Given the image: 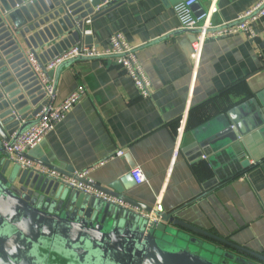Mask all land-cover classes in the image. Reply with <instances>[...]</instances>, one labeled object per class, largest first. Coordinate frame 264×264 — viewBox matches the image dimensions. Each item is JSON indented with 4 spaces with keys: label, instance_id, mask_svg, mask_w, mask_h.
<instances>
[{
    "label": "crops",
    "instance_id": "crops-1",
    "mask_svg": "<svg viewBox=\"0 0 264 264\" xmlns=\"http://www.w3.org/2000/svg\"><path fill=\"white\" fill-rule=\"evenodd\" d=\"M258 1L199 0L193 13L206 14L203 24L218 28ZM175 5L135 0L86 21L88 44L101 51L113 33L124 34L151 81V95L141 98L111 58L65 67L54 106L79 87L86 94L33 158L74 176L87 172L85 179L102 187L140 168L146 182L127 196L153 215L178 211L181 220L262 253L264 18L254 39L207 36L196 62L179 33Z\"/></svg>",
    "mask_w": 264,
    "mask_h": 264
},
{
    "label": "water",
    "instance_id": "water-1",
    "mask_svg": "<svg viewBox=\"0 0 264 264\" xmlns=\"http://www.w3.org/2000/svg\"><path fill=\"white\" fill-rule=\"evenodd\" d=\"M106 1L0 0V264H264V252L189 224L178 211L153 217L151 208L127 196L135 186L131 174L107 187L78 178L118 198L125 208L67 189L7 159L3 143L16 141L54 103L29 67L25 49L47 63L75 46H90L86 20L135 0H110L96 13ZM179 33L186 34L191 57L198 31ZM88 60L94 59L69 60L47 73L54 79V94L62 70ZM33 154L21 157L74 176L37 162Z\"/></svg>",
    "mask_w": 264,
    "mask_h": 264
},
{
    "label": "built area",
    "instance_id": "built-area-1",
    "mask_svg": "<svg viewBox=\"0 0 264 264\" xmlns=\"http://www.w3.org/2000/svg\"><path fill=\"white\" fill-rule=\"evenodd\" d=\"M198 2L199 0H184L174 7L181 30L198 31L196 34V40L192 44L193 53L191 55L192 60L196 62H199L203 43L207 36L223 38L242 34L254 39L256 37L254 27L259 20L264 18V0H259L255 6L245 12L234 22L225 23L218 28H211L208 24H203L208 17L206 14H202L200 16L194 15L193 9ZM104 6H106V4L99 6L95 12H100ZM91 18L92 17H89L86 20L87 23L90 22ZM85 34H88V32L86 31ZM135 49L136 48L128 42L124 34L121 32H115L109 38L108 48L102 51L94 45L89 46L82 44L67 50L45 64L40 62L36 58L35 53H33L30 49H25V57L35 77L39 83L44 86L48 99H54L56 93L54 94V79L49 78L47 73L55 71L62 63L77 58L114 59L116 64L122 68L128 78L133 82L140 94V97L148 99L151 95L152 84L137 57ZM85 94V89L83 87H79L60 105L54 106L53 104L48 110L45 108L40 114V116H42L46 113L44 117L29 130L21 134L16 141L13 143L11 141L4 142L3 147L5 149L7 159L12 163L20 164L24 169H29L40 175L60 182L67 189L76 190L87 195L95 196L96 198L112 204L129 208L128 205H125L118 198L110 197L100 191H97L91 185H86L85 183L80 182L79 179L86 178L88 175L87 172L77 174L73 177H67L53 169L21 157L22 155H25L37 148L45 140L48 133L51 132L55 126H57L66 117L72 108L81 101ZM118 155L121 156L122 153H119ZM130 174L136 186H142L146 182L145 175L140 168L132 169ZM88 182L93 184L90 181ZM153 217L155 216L153 215Z\"/></svg>",
    "mask_w": 264,
    "mask_h": 264
},
{
    "label": "trees",
    "instance_id": "trees-1",
    "mask_svg": "<svg viewBox=\"0 0 264 264\" xmlns=\"http://www.w3.org/2000/svg\"><path fill=\"white\" fill-rule=\"evenodd\" d=\"M264 161V160H263Z\"/></svg>",
    "mask_w": 264,
    "mask_h": 264
}]
</instances>
